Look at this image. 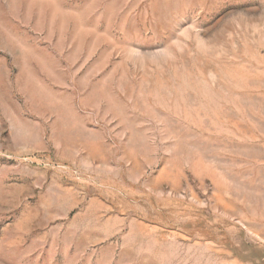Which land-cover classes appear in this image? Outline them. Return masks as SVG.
<instances>
[{
	"label": "rangeland",
	"instance_id": "374dc122",
	"mask_svg": "<svg viewBox=\"0 0 264 264\" xmlns=\"http://www.w3.org/2000/svg\"><path fill=\"white\" fill-rule=\"evenodd\" d=\"M0 264H264V0H0Z\"/></svg>",
	"mask_w": 264,
	"mask_h": 264
}]
</instances>
